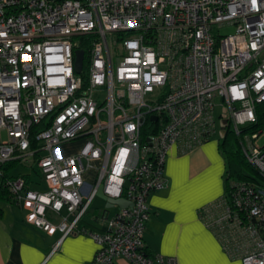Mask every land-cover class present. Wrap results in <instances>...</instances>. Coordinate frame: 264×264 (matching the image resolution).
Listing matches in <instances>:
<instances>
[{"label":"built area","instance_id":"built-area-1","mask_svg":"<svg viewBox=\"0 0 264 264\" xmlns=\"http://www.w3.org/2000/svg\"><path fill=\"white\" fill-rule=\"evenodd\" d=\"M262 101L264 0H0V174L33 158L42 178L33 189L21 175L3 184L27 222L60 239L88 234L90 264H177L145 251L148 197L166 184L171 147L220 135L224 118L261 182L233 185L200 219L232 260L264 264V118L245 130ZM101 184L125 204L102 230L80 229Z\"/></svg>","mask_w":264,"mask_h":264},{"label":"crops","instance_id":"crops-1","mask_svg":"<svg viewBox=\"0 0 264 264\" xmlns=\"http://www.w3.org/2000/svg\"><path fill=\"white\" fill-rule=\"evenodd\" d=\"M13 161L31 167L37 177L32 180L30 173L24 171L10 173L12 176H23L32 189L41 187L42 178L33 158ZM224 170L225 160L216 137L185 153L171 147L164 165L166 184L148 197L150 215L143 233L147 250L175 256L177 264L238 262L227 255L198 215L201 206L223 194ZM92 201L78 223L80 229L102 230L106 218L125 204L118 199L114 207L100 209L91 207ZM60 238V231L47 233L26 221L25 209L0 198V264H90L97 245L88 234L80 232ZM116 264L130 262L121 257Z\"/></svg>","mask_w":264,"mask_h":264},{"label":"trees","instance_id":"trees-1","mask_svg":"<svg viewBox=\"0 0 264 264\" xmlns=\"http://www.w3.org/2000/svg\"><path fill=\"white\" fill-rule=\"evenodd\" d=\"M83 38V37H82ZM79 47L85 51L84 56V65L85 68L87 66L88 61V47L89 44L84 41L79 44ZM256 112L258 115V120L256 124L251 125V127H247L245 130H255L258 126L263 123L264 118V101L260 102L256 106ZM40 126H33L31 128V144L32 147L35 146V136L37 130ZM218 147L221 154L225 160V171H224V192L223 196L228 195L232 190V186L235 184H239L240 182H261V178L259 177L257 170L247 162L245 155L242 151V148L239 143L238 137L233 133V131L228 128L225 132V135L219 140ZM16 164V161H9L1 166L2 174H0V198L3 200L9 201L10 203H14L12 199V195L9 190L4 186V180L8 177H12L10 174V169ZM221 195V196H222ZM200 208L198 209V215ZM145 251L148 255L153 256L155 253H151L147 250L146 246L144 247Z\"/></svg>","mask_w":264,"mask_h":264},{"label":"rangeland","instance_id":"rangeland-1","mask_svg":"<svg viewBox=\"0 0 264 264\" xmlns=\"http://www.w3.org/2000/svg\"><path fill=\"white\" fill-rule=\"evenodd\" d=\"M233 30H234L233 27H225V28L220 29V33L221 34L231 33V32H233ZM99 98L102 99V96H99ZM216 139L219 142V140L221 139V136L217 135ZM81 144H82V141H80V140L67 143V144H65L63 146V151H65V152H75V151H77L80 148ZM31 160H32V158H31ZM91 170H93V169H91ZM18 171L29 172L30 175L32 176V180H36L37 176H36V174L34 176V172L32 171L31 167H28V166H25V165H22V164H16L15 168L13 167V169H11L10 173H16ZM89 172H90V174L88 173V176H85V179H87L90 183L93 184L94 183V179H93V177L91 175V174H93V171H89ZM116 203H117L116 200L110 199V198H108L105 195V193L103 191V185L101 184L97 188V191L95 193V196H94V199L92 201L91 207H99L100 209H103V208H108L109 209L111 207H114ZM238 262H239V260H238ZM238 262L234 263V264H238Z\"/></svg>","mask_w":264,"mask_h":264},{"label":"water","instance_id":"water-1","mask_svg":"<svg viewBox=\"0 0 264 264\" xmlns=\"http://www.w3.org/2000/svg\"><path fill=\"white\" fill-rule=\"evenodd\" d=\"M75 69L77 72L82 71V66H83V57H84V50L83 49H76L75 50ZM221 129H220V136L221 138L225 135V127L227 125V120L224 118L220 122Z\"/></svg>","mask_w":264,"mask_h":264}]
</instances>
